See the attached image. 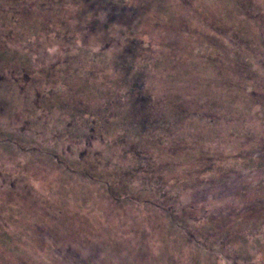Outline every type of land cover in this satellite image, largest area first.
Wrapping results in <instances>:
<instances>
[{"label": "rangeland", "instance_id": "374dc122", "mask_svg": "<svg viewBox=\"0 0 264 264\" xmlns=\"http://www.w3.org/2000/svg\"><path fill=\"white\" fill-rule=\"evenodd\" d=\"M0 264H264V0H0Z\"/></svg>", "mask_w": 264, "mask_h": 264}, {"label": "flooded vegetation", "instance_id": "af4514ba", "mask_svg": "<svg viewBox=\"0 0 264 264\" xmlns=\"http://www.w3.org/2000/svg\"><path fill=\"white\" fill-rule=\"evenodd\" d=\"M91 133H92L91 137H93V133H94V131L92 130ZM52 157H54V158H56V159H59V157H58L57 155H52Z\"/></svg>", "mask_w": 264, "mask_h": 264}]
</instances>
